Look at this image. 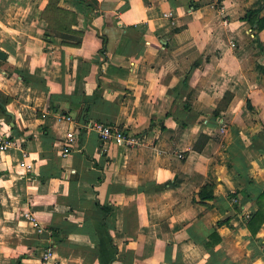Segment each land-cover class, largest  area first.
Listing matches in <instances>:
<instances>
[{
  "label": "crops",
  "instance_id": "0c3cea01",
  "mask_svg": "<svg viewBox=\"0 0 264 264\" xmlns=\"http://www.w3.org/2000/svg\"><path fill=\"white\" fill-rule=\"evenodd\" d=\"M249 10L264 0H0V264H38L49 245L57 264H264V222L246 225L264 210V29ZM207 182L215 199H195Z\"/></svg>",
  "mask_w": 264,
  "mask_h": 264
},
{
  "label": "trees",
  "instance_id": "16d2710c",
  "mask_svg": "<svg viewBox=\"0 0 264 264\" xmlns=\"http://www.w3.org/2000/svg\"><path fill=\"white\" fill-rule=\"evenodd\" d=\"M56 1L57 0H51V4H54V2H56ZM219 1H221V0H219ZM246 18L248 20H250L252 23H254V24L256 23L257 26H258L257 28L264 29V15L260 16L256 10H249V12L247 13ZM9 101H10V97L9 96H5L3 94L0 95V115L1 114L2 115L6 114L5 105ZM219 112H220V108H217L213 112V114L210 117V119L211 120L213 119L215 121H219L221 119V118L219 119ZM134 135H136L138 137L137 134H134ZM205 139H206V137H205ZM214 187H215L214 183H211V182L204 183L197 190L196 195H195V197H196L195 199H197V200H205V201L206 200L215 199ZM244 189H245V187L243 189L237 190L236 192L231 194V197L236 199L235 207H236V210L239 211V212L240 211L241 212L242 211L245 212L244 205H245V203H246V201H247V199L249 197ZM262 200H264V190L257 197V202L262 201ZM98 206H99L100 210H102V211L103 210L109 211V208H110L108 205L104 206L101 203H98ZM230 219H231V216H227L226 218L219 220L218 224L222 225L224 223H229ZM263 222H264V210L261 207H259L255 212H253L248 219H246V225L249 227L252 235H256L257 234V232L260 229V227L263 224ZM48 229L51 232L50 236H51L52 240L58 239L59 237L60 238H62V237L64 238L66 236L63 233L64 229L62 227H60L59 225L52 224L51 226L48 227ZM220 239H221V237L219 235V232H218L217 229H215L214 231H212L209 234V240L205 243V245L207 246V248L210 249Z\"/></svg>",
  "mask_w": 264,
  "mask_h": 264
},
{
  "label": "built area",
  "instance_id": "2783aa9c",
  "mask_svg": "<svg viewBox=\"0 0 264 264\" xmlns=\"http://www.w3.org/2000/svg\"><path fill=\"white\" fill-rule=\"evenodd\" d=\"M220 11L223 15L226 14L225 6L222 5L221 3H220ZM231 44L233 46H236V42L234 41H232ZM70 118H71L70 116H67V119H70ZM93 125H95L99 129L101 138L105 141L115 140L119 144L128 145V146L137 145L140 142L139 138L136 135H134L133 133H130L126 129L121 128L119 126H112V125H107V124L98 123V122L93 123ZM221 125H222L221 129L224 130L225 124L221 122ZM66 138H67V143L63 147V150H62L63 156H68L71 153V151H73L74 144L77 140V135L75 131L70 130L67 132ZM11 144H13V141L7 138L0 140L1 149H8L11 146ZM179 155L182 157V154H179ZM26 215L31 220L33 225L36 228H38L40 232L44 233L46 231V228H43L41 226L40 222L34 216L33 212L28 211L26 212ZM54 255L55 253H54L53 246L52 245L47 246L38 264H57V261L55 260Z\"/></svg>",
  "mask_w": 264,
  "mask_h": 264
},
{
  "label": "water",
  "instance_id": "95a60500",
  "mask_svg": "<svg viewBox=\"0 0 264 264\" xmlns=\"http://www.w3.org/2000/svg\"><path fill=\"white\" fill-rule=\"evenodd\" d=\"M0 57L4 58L5 54L3 52L0 51Z\"/></svg>",
  "mask_w": 264,
  "mask_h": 264
}]
</instances>
